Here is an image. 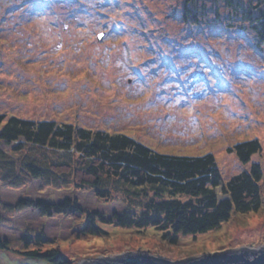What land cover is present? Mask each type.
I'll use <instances>...</instances> for the list:
<instances>
[{"label":"rangeland","instance_id":"374dc122","mask_svg":"<svg viewBox=\"0 0 264 264\" xmlns=\"http://www.w3.org/2000/svg\"><path fill=\"white\" fill-rule=\"evenodd\" d=\"M259 13L264 0H234L232 7L225 0H0V115L6 120L126 135L168 156L211 154L224 185L252 163L263 170L259 211L232 213L219 229L178 236L170 244L152 227L112 225H104V237L79 240L85 215L44 217L22 202L71 198L86 213L106 216L136 210V202L112 186L109 200H100L93 189H78L72 175H53L50 166V174L35 179L2 165L0 236L14 251L1 250L0 264H50L16 253L24 252V237L37 235L45 241L40 250L56 249L71 264L128 253L173 263L264 247V44L254 29ZM249 140H257L261 151L243 165L228 149ZM3 150L15 162H61L33 149Z\"/></svg>","mask_w":264,"mask_h":264},{"label":"trees","instance_id":"16d2710c","mask_svg":"<svg viewBox=\"0 0 264 264\" xmlns=\"http://www.w3.org/2000/svg\"><path fill=\"white\" fill-rule=\"evenodd\" d=\"M225 1L232 7L234 0ZM189 12L184 8V18L187 19ZM246 13L251 19V14ZM254 20L258 40L264 44V13H259ZM1 146L10 148L16 154L31 149L50 153L58 156L61 162L42 164L24 158L15 162ZM260 151L261 145L257 140L241 142L228 149L243 165L249 164L252 156ZM6 164L8 168L22 170L35 179L50 174L47 168L50 166L53 175H72L78 189L91 188L100 200H109L108 188L112 186L110 190L118 188L132 202H136V210L127 208L110 216L86 213L71 198L57 204L22 202L44 217L65 215L78 218L85 215L84 226L76 234L79 240L104 237L107 234L103 230L104 225H112L136 230L152 227L163 240L173 244L178 236L195 237L217 230L222 223L230 220L232 213L252 214L259 211L263 204L260 190L263 170L257 163H252L248 172L231 177L224 185L211 154L202 157L168 156L156 153L126 135L93 131L55 121L36 122L15 117L6 120L0 115V169ZM44 244L42 235H37L35 239L24 237L25 250L16 253L23 258L50 264H71L56 249L40 250ZM30 247L37 248L29 250ZM1 250L14 251L2 236Z\"/></svg>","mask_w":264,"mask_h":264},{"label":"water","instance_id":"95a60500","mask_svg":"<svg viewBox=\"0 0 264 264\" xmlns=\"http://www.w3.org/2000/svg\"><path fill=\"white\" fill-rule=\"evenodd\" d=\"M82 264H264V247L254 251L242 247L219 250L213 254L200 253L173 263L143 253H128L124 256L116 255Z\"/></svg>","mask_w":264,"mask_h":264}]
</instances>
